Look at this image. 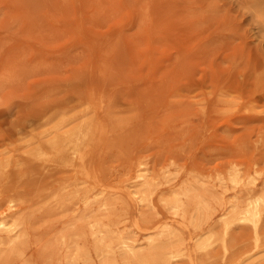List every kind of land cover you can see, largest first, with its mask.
Instances as JSON below:
<instances>
[{
    "label": "rangeland",
    "instance_id": "rangeland-1",
    "mask_svg": "<svg viewBox=\"0 0 264 264\" xmlns=\"http://www.w3.org/2000/svg\"><path fill=\"white\" fill-rule=\"evenodd\" d=\"M259 1L0 0V212L10 199L18 203L34 264H66L68 246L59 238L82 223L86 189L75 193L71 168L55 167L45 144L62 120L64 130L91 121L102 131L94 165L99 184L113 188L100 215L107 223L128 209L129 218L113 227L118 236H131L134 219L169 221L160 198L176 184V191L205 192L212 204L210 217L186 234L221 228L217 201H231L233 190L218 177L236 166L256 182L264 178ZM39 144L44 159L31 154ZM140 162L152 168L159 214L126 187ZM62 194L70 201L62 203ZM85 238L82 247L93 250V237ZM230 243L226 262L220 245L198 262L257 257L245 259L250 227H234ZM48 247L59 249L58 258L48 257ZM120 256L117 249L93 262L123 264ZM254 261L264 264V254Z\"/></svg>",
    "mask_w": 264,
    "mask_h": 264
},
{
    "label": "bare ground",
    "instance_id": "bare-ground-1",
    "mask_svg": "<svg viewBox=\"0 0 264 264\" xmlns=\"http://www.w3.org/2000/svg\"><path fill=\"white\" fill-rule=\"evenodd\" d=\"M258 3L256 17L264 27V0ZM63 124L62 120L53 127L52 136L45 141L52 152L51 158L48 156L50 160H47L55 167L71 168L69 171L73 174L68 177V180L73 179V183L77 186L75 193L80 192V186L86 189L82 199L85 205L81 214L82 223L75 224L73 231L64 233L59 238V244L68 246L62 258L66 264H96L93 262L96 257H107L115 253L117 249L121 251L120 257L123 264H173L180 260L187 264H200L198 256L208 255V252L216 245L221 246L223 262H226V257L231 251V230L242 226L252 229L254 241L252 251L247 252L248 258L245 259L252 260L253 257L264 254V178L256 182L255 178L250 174L242 173L236 166L226 177H218L220 185L224 183L223 185L233 190L231 201H224L223 204L217 201V204L223 207L219 221L221 228L214 227L208 231L186 234L187 228H200L203 221L210 217L212 204L205 192L197 193L194 187L176 191L173 190L176 184L168 187L170 191L172 190L170 195L160 198L172 215L167 218L169 221L134 219L131 225L128 223L129 227H133L131 236H118L113 227L129 218L128 209L123 207L120 211L113 212L107 223L100 215V208L110 205L107 201H101L102 197L110 191V188H113L111 184H99L97 167L94 165L96 153L102 145V131L91 121L76 124L65 130L62 128ZM31 154L44 155L42 144L33 148ZM49 167L52 166L49 165ZM151 171L152 168L147 164L138 163L128 173L126 187L130 189L129 193L134 201L144 203L159 214L155 198L160 192L152 182ZM256 173L259 174L258 171ZM63 195L60 197L61 202H69L70 200ZM94 203L95 205L92 206ZM75 209L79 211L81 207ZM20 211L18 203L10 199L0 212V264L15 262L34 264L32 258L26 254L28 248L26 238L29 233L26 217L21 215ZM88 235L93 237V250L82 247V240ZM70 241H73L72 246ZM47 251L48 255L50 254L48 257L58 258L59 249L48 247ZM254 259L250 261V264L255 263ZM116 262L106 258L102 264H116Z\"/></svg>",
    "mask_w": 264,
    "mask_h": 264
}]
</instances>
